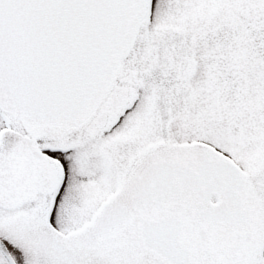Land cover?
<instances>
[{
    "label": "snow or ice",
    "instance_id": "snow-or-ice-1",
    "mask_svg": "<svg viewBox=\"0 0 264 264\" xmlns=\"http://www.w3.org/2000/svg\"><path fill=\"white\" fill-rule=\"evenodd\" d=\"M0 264H264V0H0Z\"/></svg>",
    "mask_w": 264,
    "mask_h": 264
}]
</instances>
